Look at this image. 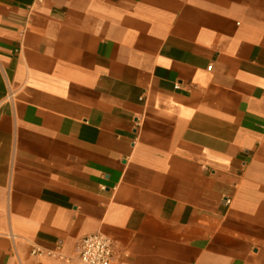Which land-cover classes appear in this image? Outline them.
Wrapping results in <instances>:
<instances>
[{
  "label": "crops",
  "instance_id": "1",
  "mask_svg": "<svg viewBox=\"0 0 264 264\" xmlns=\"http://www.w3.org/2000/svg\"><path fill=\"white\" fill-rule=\"evenodd\" d=\"M92 233L264 264V0H0V264Z\"/></svg>",
  "mask_w": 264,
  "mask_h": 264
},
{
  "label": "built area",
  "instance_id": "2",
  "mask_svg": "<svg viewBox=\"0 0 264 264\" xmlns=\"http://www.w3.org/2000/svg\"><path fill=\"white\" fill-rule=\"evenodd\" d=\"M225 203L229 204L230 201L226 200ZM31 254L55 256L56 252L33 249ZM114 257V243L102 233H92L82 237L76 251V260L80 264H111Z\"/></svg>",
  "mask_w": 264,
  "mask_h": 264
}]
</instances>
